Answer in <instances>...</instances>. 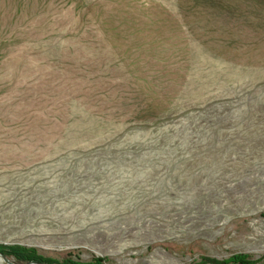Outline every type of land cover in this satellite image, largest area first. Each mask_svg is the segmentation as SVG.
Wrapping results in <instances>:
<instances>
[{
	"label": "rangeland",
	"instance_id": "1",
	"mask_svg": "<svg viewBox=\"0 0 264 264\" xmlns=\"http://www.w3.org/2000/svg\"><path fill=\"white\" fill-rule=\"evenodd\" d=\"M7 246L264 264V0H0Z\"/></svg>",
	"mask_w": 264,
	"mask_h": 264
},
{
	"label": "trees",
	"instance_id": "2",
	"mask_svg": "<svg viewBox=\"0 0 264 264\" xmlns=\"http://www.w3.org/2000/svg\"><path fill=\"white\" fill-rule=\"evenodd\" d=\"M0 251L6 255L11 256L17 263H31V262H39L41 264H51L54 261L50 258H46L38 254L33 248H22L20 246H7L4 248H0ZM71 254L65 258L63 264H101L102 259L92 258V260L87 262H82L77 259H71ZM205 261L211 264H251L253 260L249 259L246 254L237 253L232 254L231 256L224 259H214V258H204ZM60 263V264H62Z\"/></svg>",
	"mask_w": 264,
	"mask_h": 264
},
{
	"label": "water",
	"instance_id": "3",
	"mask_svg": "<svg viewBox=\"0 0 264 264\" xmlns=\"http://www.w3.org/2000/svg\"><path fill=\"white\" fill-rule=\"evenodd\" d=\"M3 257H4V255H3Z\"/></svg>",
	"mask_w": 264,
	"mask_h": 264
}]
</instances>
